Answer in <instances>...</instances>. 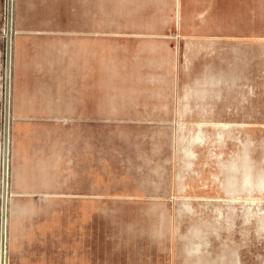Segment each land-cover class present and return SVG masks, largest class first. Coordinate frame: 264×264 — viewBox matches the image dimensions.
Instances as JSON below:
<instances>
[{
	"label": "crops",
	"instance_id": "obj_1",
	"mask_svg": "<svg viewBox=\"0 0 264 264\" xmlns=\"http://www.w3.org/2000/svg\"><path fill=\"white\" fill-rule=\"evenodd\" d=\"M108 5L16 0L9 264H220L202 213L176 207L179 130L231 121L188 81L234 38L198 30L211 0Z\"/></svg>",
	"mask_w": 264,
	"mask_h": 264
},
{
	"label": "rangeland",
	"instance_id": "obj_2",
	"mask_svg": "<svg viewBox=\"0 0 264 264\" xmlns=\"http://www.w3.org/2000/svg\"><path fill=\"white\" fill-rule=\"evenodd\" d=\"M214 25L200 33L233 36L229 51L204 56L211 74L193 75L230 122L181 124L180 177L188 203L202 215L190 220L213 231L220 264H264V0H211ZM109 18L116 15L109 0ZM217 23L219 25H217ZM209 91V94L208 92ZM125 211L152 204H125ZM209 242L210 236H204Z\"/></svg>",
	"mask_w": 264,
	"mask_h": 264
},
{
	"label": "built area",
	"instance_id": "obj_3",
	"mask_svg": "<svg viewBox=\"0 0 264 264\" xmlns=\"http://www.w3.org/2000/svg\"><path fill=\"white\" fill-rule=\"evenodd\" d=\"M15 18L16 0H3L1 27L2 97L0 103V264H9L7 215L15 126L13 112Z\"/></svg>",
	"mask_w": 264,
	"mask_h": 264
}]
</instances>
